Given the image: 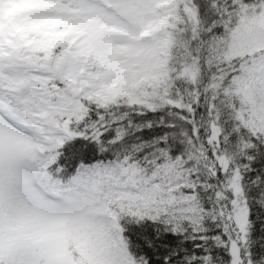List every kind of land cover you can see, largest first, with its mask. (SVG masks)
Returning a JSON list of instances; mask_svg holds the SVG:
<instances>
[{
  "label": "snow or ice",
  "instance_id": "6c2138e0",
  "mask_svg": "<svg viewBox=\"0 0 264 264\" xmlns=\"http://www.w3.org/2000/svg\"><path fill=\"white\" fill-rule=\"evenodd\" d=\"M0 264H264V0H0Z\"/></svg>",
  "mask_w": 264,
  "mask_h": 264
}]
</instances>
